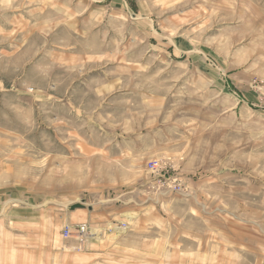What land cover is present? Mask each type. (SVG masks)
Wrapping results in <instances>:
<instances>
[{
    "label": "rangeland",
    "instance_id": "374dc122",
    "mask_svg": "<svg viewBox=\"0 0 264 264\" xmlns=\"http://www.w3.org/2000/svg\"><path fill=\"white\" fill-rule=\"evenodd\" d=\"M3 203L46 264H264V0L0 1Z\"/></svg>",
    "mask_w": 264,
    "mask_h": 264
},
{
    "label": "crops",
    "instance_id": "0c3cea01",
    "mask_svg": "<svg viewBox=\"0 0 264 264\" xmlns=\"http://www.w3.org/2000/svg\"><path fill=\"white\" fill-rule=\"evenodd\" d=\"M0 1L7 3L13 2L14 0ZM73 204L75 203L73 202L70 206ZM68 211L69 212L65 214V218L70 223H79L91 220L90 227H104L106 225V223L103 222L104 218H102L101 222L97 220V223H92L94 214L91 212L93 211L91 207H88L87 209L77 208L74 210L69 208ZM34 218L35 215L33 214V209L30 208L28 204L3 203L0 205V264H46L45 261L47 257L43 256L41 258V242L55 241L51 240L52 237L41 234L33 236L32 239L34 242H37L38 246L36 248L33 247L35 249L32 251L29 250L28 246L25 247L23 245V243H28L30 241L29 235L17 234L15 236L13 230H6V234H4L3 228L5 226H11L14 224L17 226H24L26 223L28 225ZM38 223L39 226H41V209L38 210ZM2 232L3 234H1ZM103 241L104 238L102 240H89L86 245L87 251H85L83 255L88 256L91 254H100ZM53 254L55 253L53 252Z\"/></svg>",
    "mask_w": 264,
    "mask_h": 264
},
{
    "label": "built area",
    "instance_id": "2783aa9c",
    "mask_svg": "<svg viewBox=\"0 0 264 264\" xmlns=\"http://www.w3.org/2000/svg\"><path fill=\"white\" fill-rule=\"evenodd\" d=\"M148 169L152 174H157L162 177V174H166L170 171V165L161 159H154L148 163ZM161 180V179H160ZM175 188H180V185H175ZM87 224H76V226L68 224L64 230L66 237L77 236L79 238L86 235L88 228Z\"/></svg>",
    "mask_w": 264,
    "mask_h": 264
},
{
    "label": "water",
    "instance_id": "95a60500",
    "mask_svg": "<svg viewBox=\"0 0 264 264\" xmlns=\"http://www.w3.org/2000/svg\"><path fill=\"white\" fill-rule=\"evenodd\" d=\"M72 210L77 209V208H85V205L83 203H75L71 205L70 207Z\"/></svg>",
    "mask_w": 264,
    "mask_h": 264
}]
</instances>
